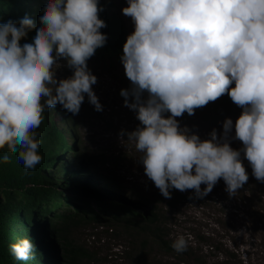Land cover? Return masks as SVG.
<instances>
[{
	"label": "clouds",
	"instance_id": "obj_1",
	"mask_svg": "<svg viewBox=\"0 0 264 264\" xmlns=\"http://www.w3.org/2000/svg\"><path fill=\"white\" fill-rule=\"evenodd\" d=\"M127 3L121 11L132 19L134 31L123 45L121 62L132 87L120 95L141 126L119 135H127L142 154L139 162L147 178L166 199H171V189L193 190L202 199L220 179L232 197L249 179L242 151L253 177L264 183V0ZM101 11L98 0H48L39 16L42 26L27 15L0 24V149L7 146L26 171L42 160L36 129L45 109L59 104L76 115L86 94L95 110H102L92 91L97 78L86 63L107 40L99 31L106 27L98 18ZM33 28L32 42L20 46ZM58 59L73 70L70 78H54ZM225 94L242 109L234 125L241 150L229 146L231 119L223 122L219 139L213 130L203 141L175 119L191 116ZM165 113L170 115L165 118ZM9 161L7 153L0 157V163ZM18 223L25 239L9 251L16 260L27 261L36 251L28 236L31 222L20 218ZM171 247L185 252L187 240L179 236Z\"/></svg>",
	"mask_w": 264,
	"mask_h": 264
},
{
	"label": "rangeland",
	"instance_id": "obj_2",
	"mask_svg": "<svg viewBox=\"0 0 264 264\" xmlns=\"http://www.w3.org/2000/svg\"><path fill=\"white\" fill-rule=\"evenodd\" d=\"M47 2L48 0H43L44 5ZM98 2H107V11L115 13L122 20L129 35L133 33L132 19L124 16L121 11L128 6L127 0ZM53 55L55 56V52ZM86 63L88 70L97 78L92 91L102 110L96 111L85 94L79 113L73 115L68 112L76 134L75 151L80 148L84 160L89 157L94 161L92 170L112 179L116 190L127 198L133 200L142 195L147 199V207L153 205L160 219H164L161 222L166 238L173 244L177 237L184 236L187 250L182 255L175 254V250L167 252L149 240L140 247L138 243L142 234L137 232V225L108 216L70 230L69 236L73 242L90 253L87 259L83 258L78 264H196L200 259L204 264H222V260H227L229 264H264V183L253 177L251 166L243 152L241 151V162L249 179L235 196H229L224 181L220 179L202 199L196 198L193 190L180 192L172 189V193L180 194V198L171 205V199L164 198L145 175L139 162L142 154L135 149L134 144L127 141V135H119L121 131L130 133L141 126L136 119L137 113L124 106V97L120 95L121 90L132 87L121 59L100 57L96 51ZM53 71L57 81L73 75V70L63 59L57 60ZM234 86L233 83L230 87ZM146 98L147 93H144L142 99ZM131 102L132 98L129 97V103ZM241 112L242 109L225 94L215 102L195 109L193 115L184 113L175 119L181 129L187 128L190 135L195 134L202 141L210 139L213 130L219 139L223 134V122L231 119L233 129L229 133V146L233 150H241L242 143L234 139L235 121ZM168 115L170 114L165 113V118ZM51 116L57 126L65 130L60 113L55 110ZM63 135L66 143L71 145L69 134L64 131ZM67 157L70 158V155ZM73 164L75 166L74 162ZM85 166L88 168V165ZM204 187L206 186L202 184L201 190ZM91 205L94 206L93 203ZM61 209L57 208L58 211ZM144 209H139L140 214L145 212ZM23 229L17 218L12 220L10 230L17 234L15 237L12 234L11 244L25 239ZM36 261L34 253V258L24 262L35 264Z\"/></svg>",
	"mask_w": 264,
	"mask_h": 264
},
{
	"label": "trees",
	"instance_id": "obj_3",
	"mask_svg": "<svg viewBox=\"0 0 264 264\" xmlns=\"http://www.w3.org/2000/svg\"><path fill=\"white\" fill-rule=\"evenodd\" d=\"M107 6V2H98V7L103 8L98 18L106 24L99 31L106 35L107 40L96 51L100 57L120 60L129 34L122 20L115 13L108 12ZM44 7L43 0H0V24L9 20L18 22L27 15L35 25L42 26L39 16ZM34 33L35 28L29 30L19 41L20 46L31 43ZM55 110L60 113L65 130L52 119L51 113ZM43 115V123L36 129V138L41 142L38 154L42 160L34 169L26 171L17 155L10 153L7 146L0 149V157L6 153L10 156L8 163H0V264H25L16 260L9 251L10 239L15 233L10 227L15 218L18 222L20 218L31 222L28 236L35 245V264H78L83 258L87 259L90 253L73 242L70 230L108 216L137 225V232L142 234L138 243L140 247L149 240L167 252L174 250L162 230L161 221L164 219H160L153 205L150 204L145 216L140 214L139 209L147 206V199L142 195L133 200L127 198L116 190L112 179L92 170L94 161L89 157L84 160L80 148L75 151L76 134L68 112L61 106H55L45 109ZM64 131L71 137V145L66 143ZM170 193L169 203L172 205L180 194H173L172 189ZM57 208L62 209L58 211ZM174 253L182 255L184 252ZM139 255L140 252L137 258ZM196 264L204 262L200 259ZM222 264L229 263L222 260Z\"/></svg>",
	"mask_w": 264,
	"mask_h": 264
},
{
	"label": "water",
	"instance_id": "obj_4",
	"mask_svg": "<svg viewBox=\"0 0 264 264\" xmlns=\"http://www.w3.org/2000/svg\"><path fill=\"white\" fill-rule=\"evenodd\" d=\"M145 212H142V213H144V215H146V213L148 212V210H149V208L148 207H145Z\"/></svg>",
	"mask_w": 264,
	"mask_h": 264
}]
</instances>
